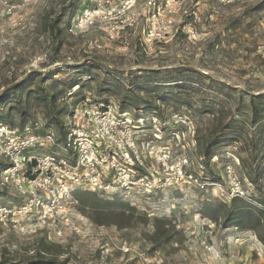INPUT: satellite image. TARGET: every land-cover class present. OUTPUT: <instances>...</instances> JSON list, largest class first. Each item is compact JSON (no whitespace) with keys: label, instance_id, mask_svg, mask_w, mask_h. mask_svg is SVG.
Returning <instances> with one entry per match:
<instances>
[{"label":"rangeland","instance_id":"1","mask_svg":"<svg viewBox=\"0 0 264 264\" xmlns=\"http://www.w3.org/2000/svg\"><path fill=\"white\" fill-rule=\"evenodd\" d=\"M74 1L0 0V90L32 71L60 69L56 79L71 80L92 59L91 76H84L74 93L92 96L105 68L126 87L131 72L140 81H153L140 93L145 98H151L154 85L155 94L174 89L167 100L152 96L158 99L155 113L128 111L138 125L148 128L149 137L155 126L160 128V141L177 164L188 156L197 165L207 137L230 119L246 123L248 132L254 131L252 100L264 115V0H192L188 6L195 13L178 17L177 31L151 43L150 8L144 7L146 14L140 18L135 16L144 0L136 4L117 0L126 14L91 26L77 19L88 5L94 8L100 0H80L78 11L71 6ZM62 12V32L56 36L50 32V23ZM113 25L121 26L115 39L108 33ZM155 71L160 73L155 75ZM172 79L177 82H166ZM68 93L60 100L70 104ZM119 97L113 94L107 99L120 110ZM34 111L41 131L46 125L43 109L38 106ZM13 128L20 130L17 125ZM242 143L230 139L216 151L212 166L218 174L224 175L225 165L231 163L246 181L241 168ZM39 150L64 152L60 146ZM221 182V187L208 190L165 188L140 194L133 201L117 197L119 201L113 202L114 198L92 193L96 200L111 203L109 207L129 203L136 208L131 224L123 228L96 223L79 198L62 218L44 220L33 213L16 227L0 224V264H27V259L45 247L67 264H264V240L258 233L253 237V230L224 227L222 220L216 222L208 216L218 213L223 217L230 204L228 184ZM23 200L13 185H3L0 178V204L16 205ZM156 218L162 220L161 225L176 227L179 238L157 243Z\"/></svg>","mask_w":264,"mask_h":264},{"label":"built area","instance_id":"2","mask_svg":"<svg viewBox=\"0 0 264 264\" xmlns=\"http://www.w3.org/2000/svg\"><path fill=\"white\" fill-rule=\"evenodd\" d=\"M116 1L100 0L94 8L88 5L77 20L91 26L125 15L127 10H120ZM191 1H142L144 6L135 16L140 18L146 14L143 8H150L148 41L177 31L178 17L195 13L188 6ZM134 3L140 2L134 0ZM121 22L125 26V21ZM120 28V25L111 26L108 30L111 39L119 35ZM261 49L264 50V44ZM77 88L78 85L73 86L66 96L68 100ZM84 104L76 109L73 118L77 125L70 128L63 143L55 129L31 132L39 128V122L24 132L0 124V161L7 163L0 172L1 183L13 185L25 197L16 205L0 204L1 225L16 227L33 213L40 214L44 220L62 218L79 190L133 201L140 194L165 188L186 186L208 190L211 186L221 187L224 180L230 198H248L249 188L233 164L225 165L220 182H211L205 177L202 160L195 165L184 156L177 164L170 149L160 141L159 127L155 126L153 137H149L148 128L138 125L129 111H121L112 103L91 107ZM44 146H60L64 152L39 150ZM251 234L257 237L255 231Z\"/></svg>","mask_w":264,"mask_h":264},{"label":"trees","instance_id":"3","mask_svg":"<svg viewBox=\"0 0 264 264\" xmlns=\"http://www.w3.org/2000/svg\"><path fill=\"white\" fill-rule=\"evenodd\" d=\"M79 2L80 0H75L71 3L73 10H79ZM262 5H264V1ZM63 14L62 12L57 15L50 23L51 34L56 36L61 34ZM93 63L92 59L88 60V63L82 65L84 68L79 67V75L71 80L56 79L55 76L60 72V69L57 71H32L25 79L4 87L0 90V124L8 125L12 130H16L13 127L17 125L20 127L18 131L24 132L27 127H33L38 122L35 118L34 109L40 106L43 109L46 125L43 130L37 129V131L55 129L58 132L59 141L63 143L70 128L77 125L75 121H67V119L75 116L78 105L83 107V104L86 103L88 107L105 106L108 103L107 98L109 95L118 94L120 95L119 108L121 111L131 109L135 112L155 113L159 108L156 105L159 97L167 100V98L170 99L173 96L174 89L165 91L166 93L155 94L157 85H154L152 86L151 98H145L140 93L145 89V85H147V89L153 81H140L139 76L135 75V77L131 72L132 79L126 87L119 77L115 76L108 68H105V76L99 81L92 96L84 95L80 91L73 92L70 97L71 101L69 100L70 104L62 102L60 98H64L63 95L70 92L73 86H82V78L87 74L89 75L90 69L94 67ZM100 68L103 67L100 66ZM154 73L158 75L160 72L155 71ZM166 82L170 84L177 82V79L167 80ZM154 94V97L158 99L152 97ZM251 107V126L255 127L254 131L248 132L246 123H239L238 120L234 119L228 120L214 129L205 143L202 144L201 160L206 167L205 177L211 182H220L222 176L212 166V159L215 157L216 151L230 139L243 141L242 147L245 155L241 157V168L246 177L245 183H250V187L255 193H252L249 188L248 198H230V204L226 207L223 217L218 213H212L208 216L216 222L222 220L224 227L234 226L244 231L253 230L264 240V115L255 100L251 101ZM141 117L140 115L139 118ZM6 166L7 163L0 161V172ZM92 193L98 196L96 192L79 190L76 192L75 198L81 200L85 210L91 211V217L96 223L114 224L120 228L131 224L132 219L135 217V207H131L129 203H122L118 208L109 207L111 203L96 200ZM90 195L92 199L88 198ZM115 198L117 197H114L113 202H118L119 199ZM161 221L159 218L155 219L157 243H171L173 240L178 239L181 235L180 231L171 225L169 227H166L165 224L161 225ZM26 262L27 264H67L65 260L61 261L59 259L58 253L51 252L49 247L41 249L38 255L27 259Z\"/></svg>","mask_w":264,"mask_h":264}]
</instances>
